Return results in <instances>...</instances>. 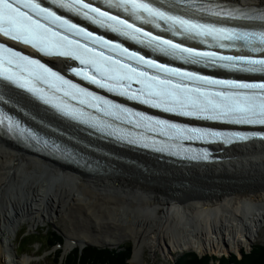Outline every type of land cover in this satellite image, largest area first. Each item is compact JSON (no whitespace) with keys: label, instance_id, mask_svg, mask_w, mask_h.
I'll use <instances>...</instances> for the list:
<instances>
[{"label":"snow or ice","instance_id":"1","mask_svg":"<svg viewBox=\"0 0 264 264\" xmlns=\"http://www.w3.org/2000/svg\"><path fill=\"white\" fill-rule=\"evenodd\" d=\"M221 125L264 131V0H0L5 137L92 168L113 159L98 140L199 161L185 141L259 135Z\"/></svg>","mask_w":264,"mask_h":264},{"label":"bare ground","instance_id":"2","mask_svg":"<svg viewBox=\"0 0 264 264\" xmlns=\"http://www.w3.org/2000/svg\"><path fill=\"white\" fill-rule=\"evenodd\" d=\"M100 148L112 161L102 160L87 171L0 135V264L33 263L6 258L4 228L18 232L23 221L38 225L59 215L72 222L85 220L79 229L72 224L66 251L72 240L117 243L123 232L134 239L136 253L147 247L168 254L191 248L201 254L240 255L259 237L264 224V142L233 145L223 150V161L190 166L116 145ZM93 157L101 159L100 154ZM138 261L134 255L130 264Z\"/></svg>","mask_w":264,"mask_h":264},{"label":"rangeland","instance_id":"3","mask_svg":"<svg viewBox=\"0 0 264 264\" xmlns=\"http://www.w3.org/2000/svg\"><path fill=\"white\" fill-rule=\"evenodd\" d=\"M43 162V161H42ZM43 163H47V162H43ZM89 178H85V180H88ZM113 197H117V195H112ZM61 216V217H60ZM64 216V215H63ZM59 215L58 218H56L55 220H48V218H46V220H42L41 223H39L38 225H34L32 222L30 221H23L20 226L18 227L17 230H19L18 232H12V230H6L4 228L3 230V234L1 233V238L6 242L9 241L8 244H6V247L8 248L9 253H5L6 258L7 259H12V258H19V259H27V260H31L33 261L32 264H67V258L68 255L75 249V248H83L85 246H89V245H93L96 247H110V248H119L121 245L123 244H130L132 247V256L129 259V264H130V260L132 257H134V255H136V258L139 260L138 264H173L176 261V258L179 257L180 255L184 254L185 252H194L197 255H199L200 257L204 256V255H209V256H216L218 258H223V257H231V255H236L237 257L241 258L243 256V252H251V250L253 249L254 246L256 245H264V224L262 226V229L259 231V237L257 235L256 240L254 241V243H252V245H250L249 247H245L243 248L241 251H243L242 253H240V255L238 253H224L222 255H217L214 253H206V254H201L198 251L194 250V249H176L174 251H172V253L168 254L165 253L162 249H158L156 252H151L147 247L143 248V250H139L136 253V244L133 238H131L130 236H124L123 232H121V235H123L122 237H120V241H118L117 243H104V244H100L97 245L94 243V241H88V242H80L82 240H72L71 242V247L70 249H68L67 251L65 250L66 244L69 241L70 237V233H71V228H72V224L75 223L79 228L82 227V223L84 225V219H82L83 221H75L71 220V217L68 216H64ZM77 229V230H78ZM47 231L53 232H57L61 237H62V242L60 246L55 245L51 250L44 252L43 249L47 246V238L50 235V233L48 234ZM92 231V229H91ZM25 233V235H28V237L26 238H22V234ZM97 234L98 232L93 231L92 233L90 232L91 235ZM21 234V237H20ZM93 239L98 238V237H91ZM97 240V239H96ZM30 241H35L31 244H29ZM12 244V245H11ZM75 244V245H74ZM15 249L18 251V253L20 255L15 256L16 255V251L15 254L13 253V249ZM25 251V253H24ZM136 253V254H135ZM59 254H61V257L58 259L57 256H59ZM140 257V258H139ZM212 264H218L217 261L212 262Z\"/></svg>","mask_w":264,"mask_h":264},{"label":"trees","instance_id":"4","mask_svg":"<svg viewBox=\"0 0 264 264\" xmlns=\"http://www.w3.org/2000/svg\"><path fill=\"white\" fill-rule=\"evenodd\" d=\"M47 233L49 234L50 231ZM22 236V238L28 237L25 233ZM33 242L35 241H30L29 244ZM58 242H62V237L55 231L51 232L47 238V246L44 251L51 250ZM60 256L61 254L57 258L59 259ZM131 256L132 247L130 244H123L119 248H101L89 245L82 249L77 248L69 254L67 264H129ZM215 261L218 264H264V245L259 244L254 246L251 252H243L241 258L234 254L227 258L209 255L200 257L194 252H185L177 257L173 264H212Z\"/></svg>","mask_w":264,"mask_h":264}]
</instances>
